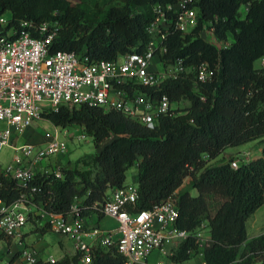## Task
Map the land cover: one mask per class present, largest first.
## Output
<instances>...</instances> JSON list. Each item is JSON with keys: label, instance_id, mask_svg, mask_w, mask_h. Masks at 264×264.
<instances>
[{"label": "trees", "instance_id": "1", "mask_svg": "<svg viewBox=\"0 0 264 264\" xmlns=\"http://www.w3.org/2000/svg\"><path fill=\"white\" fill-rule=\"evenodd\" d=\"M176 0H0V14L8 11L11 22L19 19L57 22L52 46L74 50L91 59L116 58L149 40L147 23L156 3ZM198 23L190 31H172L167 38L164 63L181 56L193 66L177 78L167 77L139 90L185 107L170 108L157 117L152 128L122 111L95 105L61 104L42 112L56 125L78 124L100 148L81 156L74 165L62 166V177L37 173L34 193L42 208L67 213L74 201L80 215H101L99 206L111 188L125 183L126 171L136 166L138 198L134 208H149L170 194L190 176L187 188H178L177 225L193 230L207 221L213 243L204 249L206 264H264V231L248 237L246 220L264 203V0H196ZM241 5H247L242 15ZM213 25L218 47L200 31ZM207 61L215 69L212 80L198 82L195 66ZM261 142V154L230 165L235 153L227 146L249 140ZM81 161L85 166H78ZM0 199L11 202L24 189L11 176H0ZM96 203V206L93 204ZM31 213H29V218ZM38 221V218H37ZM36 220L34 222H37ZM43 226H40L41 232ZM197 248L194 237L183 241L173 255L183 264ZM17 254H14L13 260ZM80 253L64 254L50 261L38 258L31 264H79ZM10 262V261H9ZM89 264H125L115 244H94Z\"/></svg>", "mask_w": 264, "mask_h": 264}, {"label": "built area", "instance_id": "2", "mask_svg": "<svg viewBox=\"0 0 264 264\" xmlns=\"http://www.w3.org/2000/svg\"><path fill=\"white\" fill-rule=\"evenodd\" d=\"M195 1L156 3L154 16L146 25L150 38L143 48L134 47L113 59H91L74 50L54 48L52 43L58 30L55 21L11 22L10 15L0 14V153L4 146L13 150L7 161L2 162L0 158V176H11L24 188L11 202L0 199L1 233L21 241L22 226L34 211L45 219L42 225L72 239L74 251L80 253L79 264L91 262L92 244L84 239L85 234L97 244H115L125 264H180L173 255L183 241L193 236L197 248L188 252L206 264L203 251L213 243L209 226L207 221L193 230L177 225V190L149 208L137 209L133 206L138 198L137 182H125L111 188L99 206L102 214L116 220L115 230L112 232L95 222L87 226L77 201L64 214L46 210L34 199L39 189L35 181L37 173L63 175L59 161L50 164L47 161L68 149L66 126L53 124L49 139L42 143L19 141L21 133L42 112L57 110L61 104L115 109L147 127H154L157 117L173 108L172 101L166 93L153 96L139 90L137 85L154 86L167 77L177 78L193 67L185 64L181 56L164 63L162 55L168 50L167 38L172 31L186 32L197 25ZM200 34L218 47L230 42L220 40L213 25L204 26ZM195 72L198 82L212 80L215 75V69L207 61L198 63ZM252 152L251 149L237 151L230 165L237 167L254 158ZM19 256L28 264L39 258L33 245L23 246Z\"/></svg>", "mask_w": 264, "mask_h": 264}, {"label": "rangeland", "instance_id": "3", "mask_svg": "<svg viewBox=\"0 0 264 264\" xmlns=\"http://www.w3.org/2000/svg\"><path fill=\"white\" fill-rule=\"evenodd\" d=\"M241 11H242V15L245 12V5H241ZM4 14L6 16L9 15V12L6 11L4 12ZM264 57V56H263ZM255 66H260L261 65V59L257 58L254 62ZM186 105H188V101L187 100H179V101H174L172 102V107H177V108H181V107H185ZM52 125L53 123L50 122L47 118H45L44 116H41L40 118L36 119L33 124L31 125V127H29L28 129H26L25 131H23L20 135L19 141L22 140H31L32 142L35 143H42L47 141V139H49V134H50V130L52 129ZM66 128L68 129L69 133L66 135V139H67V145H68V149L61 155L58 156H53L51 157V159L49 161H47L48 164L51 163V161H59L63 166L65 167H69L74 165V163L77 161V159L81 156L84 155H88L91 154L95 151H97L100 146L107 140L101 142V145L99 147H96L94 145L93 142V138L88 135L80 125L78 124H73V125H68L66 126ZM84 133V136H81V134ZM79 137V138H78ZM255 144V147L252 148V153L254 155V157L259 156V150H256L257 146L261 144L260 141H258L257 139H253V140H249L247 142L238 144V145H232V146H227L224 149V152L219 154L217 157H215L214 159H212L211 162H215V160L220 159L224 153L229 154V153H235L237 150H243V149H248L251 148L253 145ZM12 148L9 146H4L3 149L1 150L0 153V158L2 162L7 161V159L10 158L11 153H12ZM78 166L81 168H84L85 166L82 164L81 161H78ZM136 166L132 165L131 167L128 168V170L126 171V178H125V182H132L134 181V178L136 176ZM189 180H190V176H186L184 177V180L181 184V188H187L189 190V192L191 194H196V189L192 188L189 186ZM178 189V188H177ZM262 211V215L259 216L258 218V222L256 225H259L260 227H258L256 229L259 230L264 226V204L261 206L260 208ZM31 213V217L29 218V220L22 226L23 230H28L29 227H31L33 230L32 233L36 234V236H40V249H37V255L41 256V259H44L46 257H48L49 255H52L53 257H57L62 253L61 247H60V240H64L66 246L69 248L71 243L69 240V237L64 235V234H60L57 232H54L50 229H48L47 225L45 224L43 226V233H39L40 230H35L34 226L35 224L33 223L35 220L37 221L41 219V216H39L38 214H35L34 211L30 212ZM45 219H41L39 221V226H42V224L44 223ZM254 229L253 227H249L248 228V235L252 234V230ZM2 242H0V246H1ZM25 246V245H23ZM26 246H31V245H27ZM39 252V253H38ZM5 252L2 251L0 252V259L2 258L1 256L4 255ZM7 261L6 258H3L0 261V264H5ZM21 259H17L15 262H13L14 264H18V263H22L20 262ZM199 264L201 263V259L197 256H193L191 259H189L186 262H183V264Z\"/></svg>", "mask_w": 264, "mask_h": 264}, {"label": "crops", "instance_id": "4", "mask_svg": "<svg viewBox=\"0 0 264 264\" xmlns=\"http://www.w3.org/2000/svg\"><path fill=\"white\" fill-rule=\"evenodd\" d=\"M264 58V57H262ZM255 147V144L251 147V148H248V149H251ZM244 150V149H243ZM256 150H259V154H261V144L257 146ZM237 151H240V150H237ZM136 179V176L134 178V181ZM181 188V185L179 186ZM178 187V188H179ZM177 190V189H176ZM264 203H262L258 208H256L254 210V212H252L247 220H246V226H247V235H248V228L251 226L253 227L254 226V229L252 230V234L248 235V237H251V236H255L259 233H261L262 231H264V226L257 230L256 229L258 227H260L259 225H256L257 222H258V218L259 216L262 215V211H259L261 210V206L263 205ZM84 222L87 224V226H89V224L95 222L96 224H98L99 226L103 227V228H106V229H110L112 232L115 230V227H116V220L109 216V215H104V214H101V215H97V214H89V215H85L84 216ZM35 224V230H40L38 229L40 226H39V221L37 222H33ZM88 228V227H87ZM33 230L31 227H29L28 230H23L22 229V238H21V241L18 240L17 238H14V237H10V236H6L5 234L1 233L0 232V242H2L1 246H0V252L4 251L5 254L2 255L0 261L3 259V258H6L7 261L5 264H14L13 262H15L17 259H21L20 262L22 263H18V264H28L26 261H24L20 256H19V251L20 249L23 247V245H33L34 247H36V249H40V236H36V234H33L32 231ZM39 233H43V232H39ZM84 239L94 245V244H97L95 243V239H93L90 235L88 234H85L84 235ZM70 247L68 248L64 242V240H60L59 244H60V247H61V250H62V253L57 256V257H54V258H59L61 257L62 255L64 254H72L74 252V247H73V241L72 239H70ZM39 253V252H38ZM14 254H17V256L11 260V258L13 257ZM52 255H49L48 257H50ZM39 258H41L40 255H38ZM48 257L44 258L43 260H46ZM191 259V258H190ZM189 260V259H188ZM188 260H185L184 262L188 261ZM10 261V262H9ZM185 264V263H184ZM201 264V263H199Z\"/></svg>", "mask_w": 264, "mask_h": 264}]
</instances>
